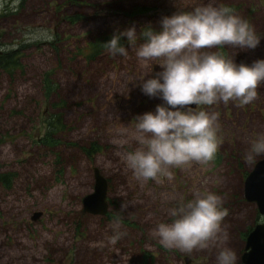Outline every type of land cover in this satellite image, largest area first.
Returning <instances> with one entry per match:
<instances>
[{"label":"rangeland","instance_id":"374dc122","mask_svg":"<svg viewBox=\"0 0 264 264\" xmlns=\"http://www.w3.org/2000/svg\"><path fill=\"white\" fill-rule=\"evenodd\" d=\"M208 0H0V53L16 50L21 67L0 71V264H216L220 247H230L243 264L248 231L263 215L243 195L251 169L243 161L248 141L264 133V85L251 104L220 103V145L208 164L170 169L171 179L137 181L124 164L123 148L112 140L133 118L163 103L133 87L129 77L161 71L141 62L135 48L127 56L87 59L85 42L104 32L154 24L175 11ZM230 7L261 35L255 49L221 48L237 64L264 59V0H212ZM72 42V44H70ZM139 46L137 43L136 47ZM62 131L44 141L51 122ZM93 142L97 151L86 152ZM59 152V158L54 154ZM108 178L105 215L87 213L82 197L93 190V166ZM193 188L212 191L228 215L221 224L227 240L190 254L165 249L151 235L171 218L177 200ZM128 207L121 210V203ZM40 214L33 219L34 212ZM121 236L110 243L114 226ZM190 260L187 263L184 259Z\"/></svg>","mask_w":264,"mask_h":264},{"label":"clouds","instance_id":"9594fccd","mask_svg":"<svg viewBox=\"0 0 264 264\" xmlns=\"http://www.w3.org/2000/svg\"><path fill=\"white\" fill-rule=\"evenodd\" d=\"M160 30L150 25L139 33L135 25L115 32L105 43L110 56H127L128 48L121 43L125 37L135 48L144 64H158L161 71L129 77V83L139 86L148 97H159L163 103L155 111L133 118L131 130L124 129L112 143L119 148L135 142L131 151L121 158L137 181L159 182L163 174L171 179L170 169L188 168L193 164H208L220 145L218 113L208 107L230 101L240 106L251 104L264 85V59L250 65L237 64L232 57L211 49H255L260 42L253 25L227 6L208 0L191 10L175 11L160 20ZM138 40H142L136 47ZM194 105V107H193ZM243 161L253 169L264 158V133L248 141ZM222 199L212 191L193 188L191 198L176 201L169 210L170 220L160 222L151 235L165 249L190 254L206 250L227 240L221 224L228 215ZM128 204L121 203V210ZM124 235L114 226L110 243ZM216 264H238L237 254L227 246L219 248Z\"/></svg>","mask_w":264,"mask_h":264},{"label":"water","instance_id":"95a60500","mask_svg":"<svg viewBox=\"0 0 264 264\" xmlns=\"http://www.w3.org/2000/svg\"><path fill=\"white\" fill-rule=\"evenodd\" d=\"M194 107V105H193ZM93 190L82 197V206L87 213L103 215L109 208L107 199L108 180L98 166H93ZM243 195L247 201L254 202L263 220L257 222L247 233L241 255L243 264H264V158L250 169L244 179ZM40 212H34L35 219ZM186 262L189 258L185 256Z\"/></svg>","mask_w":264,"mask_h":264},{"label":"trees","instance_id":"16d2710c","mask_svg":"<svg viewBox=\"0 0 264 264\" xmlns=\"http://www.w3.org/2000/svg\"><path fill=\"white\" fill-rule=\"evenodd\" d=\"M149 25L156 31L160 30V27H155L154 24L152 25L148 23L147 25H143L142 27L140 26L137 32L139 33V31L143 27L149 26ZM122 30L123 29L109 30V31L104 32L101 36H95L94 38H92V40L85 42L84 45L81 47L80 51L89 60H93V59L96 60L97 56L102 55V54L110 56L107 53L106 49L104 48L103 43L107 42L115 32L122 31ZM142 42H143L142 40H138L137 43H142ZM121 43L126 48L129 47L125 37L121 38ZM70 44H72V42ZM20 58H21L20 54H17V51L13 49L1 52L0 53V71L6 72L12 75V73L14 72L16 68L21 67ZM48 126H49L48 130L43 136L44 141L49 140L50 138L54 137L56 133L55 131H53L54 129L60 128L61 129L60 131L63 130L62 129V126H63L62 119L60 118V122L58 123L51 122V125H48ZM89 144L90 146L88 147H84L82 145V148H84L86 152H90L93 154V152L97 151V147L95 148V146H91L93 145V142H90ZM54 154H56L55 156L58 159L59 152L56 151ZM3 177L4 175L0 173V180H4Z\"/></svg>","mask_w":264,"mask_h":264},{"label":"flooded vegetation","instance_id":"af4514ba","mask_svg":"<svg viewBox=\"0 0 264 264\" xmlns=\"http://www.w3.org/2000/svg\"><path fill=\"white\" fill-rule=\"evenodd\" d=\"M107 180H108V178H107ZM107 199H108V195H107ZM108 203H109V201H108ZM106 213H107V212H106ZM106 213H105V214H106ZM105 214H103V215H105Z\"/></svg>","mask_w":264,"mask_h":264}]
</instances>
